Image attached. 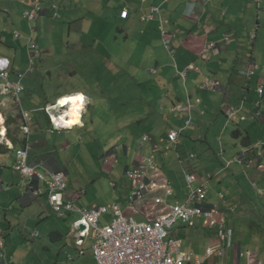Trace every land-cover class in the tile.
Instances as JSON below:
<instances>
[{"label": "crops", "instance_id": "obj_1", "mask_svg": "<svg viewBox=\"0 0 264 264\" xmlns=\"http://www.w3.org/2000/svg\"><path fill=\"white\" fill-rule=\"evenodd\" d=\"M58 1L60 3L55 0H41L45 11L40 15V20L46 23V17L49 18L52 14L55 18L52 10V5L55 3L59 4L57 11L60 17L57 18L62 19L65 15L69 19H75L74 21L81 19L79 28H76L75 38L78 43L82 42L80 46L76 43L78 51H84L87 43V38L82 36L85 34L83 30L95 26V36L90 37L99 45L98 51L103 56L113 57L107 49L102 48L107 43L109 35L114 34L116 26L123 32L125 46L130 56L134 52L131 49L134 48L135 42L142 45L146 52L145 58L142 61L139 59L135 66L131 65L134 57L129 56V60L124 59L121 67L126 69L132 67L130 70L127 69L131 78L136 84H145L146 90H150L151 87L155 89L151 96L157 98L159 102L155 101L154 109L151 108L150 102H147L143 108L137 109L132 118L135 123L131 126L135 124L138 126L132 130L131 135L120 136L126 153H128L129 145L134 141L135 143L141 141V148H144L149 141L147 149L150 153L147 157L138 154L133 165L121 171L117 168L118 163L121 162L118 150L110 154H107L109 148L103 150L101 154L91 152L98 141V125L96 124L98 113L95 107L99 99L106 98L103 92L99 94L96 91L97 95L94 97L87 88H79L74 91L78 93L66 95L67 97H84V118L78 126L62 130H54L50 119L46 122L40 113L35 112L37 109L42 110L53 106L59 99L58 96L55 102H51L47 96H44L43 106H36L31 110L24 109L33 116L30 125L32 129L30 163L44 162L52 169L65 171L68 179L66 198L80 208L119 204L126 215L140 221L151 219L154 215L150 209L154 201L156 202V198L164 200L162 203L164 210L170 204L186 201L189 194L187 173L195 174L198 183L209 181L207 202L213 204L209 199L211 180L217 179V183H222L226 170L231 166H236L235 170L239 172L248 160L246 153L255 157L254 144L264 145V137L261 134H255L256 132L264 133V95L261 96L258 91L260 85L264 84V0ZM78 4L83 6L82 11L75 9ZM153 6L160 7V14L153 20H142L143 16L151 14ZM33 7L34 0H0V55L10 59L12 63L10 79L13 81L19 79V73L14 74L18 57L27 62L26 55L32 52L28 46L30 37L39 44L36 39V30L32 27L33 22L25 17V12ZM125 9L128 10V16L123 18L121 14ZM4 13L7 16H4ZM160 17L165 21L163 26L172 41L170 48L166 47L160 30ZM45 29V35L51 37L53 32L48 34V29ZM254 31H256L255 36L252 35ZM16 32L19 36L15 35ZM120 37L116 36L112 41L120 44L123 40V37ZM47 39L50 46L54 47V40ZM2 44L5 45L4 49ZM212 44L216 46L212 47ZM41 47L43 52H51V48H47L46 45L41 44ZM160 50H164V53L161 54ZM153 59H156L157 66L151 64ZM117 64L120 66L119 62ZM138 65L147 69L139 70ZM148 66H150L149 69ZM151 75L160 76L153 81ZM23 79L25 80L26 77L22 78V85ZM209 81L212 86L206 85ZM150 82H152L151 86H149ZM0 88L2 92L0 114L4 119L1 125L7 129V132L0 133V143L3 145L0 147V209L3 210V212L0 211V240L4 242V247H0V264H31L30 259L34 260L33 264H58L62 255L65 258V264H96L92 251L93 239L86 237L84 245L77 244L79 236L75 223L81 215L67 212L64 216H58L49 202L48 194L33 195L32 190L29 189L30 179L25 180L24 184V179L14 169L17 150L25 144L23 119L20 105L12 95L7 94L1 79ZM225 102H228L226 103L228 106L224 108ZM157 105L159 107H156ZM82 108L83 102L79 111ZM79 111L76 114V123H79L77 117ZM166 111L171 112L170 116H178L180 122L183 123L184 120L185 123L181 127L182 132L178 133L174 128L169 131V134L177 133L176 142H171L169 135L164 133L159 138L166 145V150L174 147L177 149L179 154L176 156L160 151L157 136L151 134L159 131L160 127L165 128ZM223 112V118L227 115L230 122L237 125L235 132H238V138L244 136L245 140H242L241 151L237 156L228 158L230 153L227 154L223 146L222 152H217L216 161L211 152L212 146H209L207 141L208 137L203 140L201 138H203L202 133L210 129L212 117ZM141 117H143L141 119L143 123L140 120ZM249 120V125H246L245 122ZM230 125L229 123L225 130ZM242 125H245L246 136L240 130ZM185 132H187L186 138L191 134V140L208 143V151L203 157H196L193 152L183 153L180 146ZM188 133L190 134L187 135ZM254 135L255 138L252 139ZM194 136L197 138L194 139ZM234 141L230 143L239 142V140ZM189 153L194 156H190ZM259 153L260 151L257 152V156ZM81 155L86 159L89 156L93 162L91 168L94 169L91 174L86 167L84 172L73 173L71 179L80 181V184L71 186L68 175H71V170L77 167L73 161ZM241 156L246 160H243ZM107 157L109 162L105 161ZM151 157L157 164L150 173L156 182V187L144 199L132 201L134 187L127 170L133 169ZM257 159L251 167L254 170L251 180L254 183L257 182L255 185L259 193L256 192L254 195L245 193L242 188L230 195H225L221 190L218 193L220 197L224 194L220 203L221 209L213 222L203 216L196 218L194 225L182 221L176 223L172 237L182 240V249L187 257L186 264H244V258L245 264H264V194L260 193V190L264 189V166L261 165L262 156ZM162 160L165 162L164 165ZM39 170L44 171L42 168ZM84 179L94 182L91 186L94 188L91 196V190L89 191V186L85 187ZM43 185L44 183H40V186ZM167 185H170L173 190L170 194L167 193ZM228 214L232 216V219H226ZM55 216L63 220L64 224L60 225L57 221L49 220L50 217ZM75 216L77 218L72 221ZM114 217V213L109 211L103 214L101 223L110 224ZM245 224L251 228L250 232L243 231ZM188 226H195V231L211 239L204 257L199 254L198 248L184 247L183 237L186 235ZM219 229L232 230L231 243H229L228 235L225 239L219 235ZM47 234H54L60 239L65 238L64 249L66 250L65 253H63L64 249L59 250L57 254L59 258L54 257L50 252V247L47 246L49 243ZM210 248L212 253L208 252ZM74 249L78 251L79 256L73 255ZM34 250H38L40 256L37 252L35 253L37 256L32 254ZM82 250L85 252L81 253Z\"/></svg>", "mask_w": 264, "mask_h": 264}, {"label": "rangeland", "instance_id": "obj_2", "mask_svg": "<svg viewBox=\"0 0 264 264\" xmlns=\"http://www.w3.org/2000/svg\"><path fill=\"white\" fill-rule=\"evenodd\" d=\"M55 1L60 3L58 0ZM58 3L55 4L59 7ZM75 9L77 11H82L83 6L78 4L77 8L75 7ZM4 16L7 15L4 13ZM57 17H60V15ZM57 17L55 16L54 18L52 14V16H50L49 18L46 17L47 20L45 23L44 20H40L41 17L39 15L37 19L32 23V27H34L36 30V39L38 40L40 45H46L48 48L50 46V42L47 38H52V40H54L55 46L49 47L51 48V52L48 51V53H46V51H44L42 58L38 57L37 59H34V61L32 52L26 55L27 62L23 61L21 57H18L17 59L14 74L16 72H25L24 76L26 77L25 80L23 79L24 90L21 94L22 106L26 110H31L36 106L41 107L45 104L43 98L44 96H47L51 102H55L58 96L66 93H73L79 88H87V90L94 97L97 95V92L99 94L100 92H103L106 98L104 100L99 99L98 105L97 107H95L98 113V122L96 123L98 125V141L95 144L96 147L92 149L91 152H98V154H101L103 150L109 148L107 154H110L112 151L117 152L118 150L121 157V162L118 163L117 168H119L121 171H125V168L127 166L133 165L134 159L138 154L142 155L143 157H147L150 154L147 149L149 141L146 142L147 144L144 148L140 147L141 141H137L136 143L134 141L131 145H129L128 153H126V150L123 146V140L120 136L128 134L131 135L133 132L132 130H134L135 127L138 126L137 124L131 126L135 123L132 121V118L136 114L137 109L146 106L147 102H150L151 108L154 109L155 101H157V103L159 102L157 98L151 96L152 93H154L153 90L155 89L151 87L150 90H146L144 88L146 87L145 84H136L127 71V69L130 70L132 67H129L127 69L121 67L124 59H128L130 55L127 52V46H125L126 44L123 32L118 29V26L114 28V34L109 35L107 43L102 48L103 50L107 49L113 57L106 55L103 56V54L98 51L99 45L94 43V41H92L91 39V37L95 36L94 34L96 26L91 29L85 28L83 30L85 34H83L82 36H84V38H87V43L85 45L84 51H78L76 43L78 44V46H80L82 42L78 43V41L75 40L76 28H79L78 24H80L82 20L80 19L78 21H74L75 19H69L65 15L64 17H62V19ZM45 28L48 29V34L51 33V31L53 32L51 37L49 35H45ZM116 36H118L119 38H121L120 36L123 37V40L120 42V44H116L115 41H112V39L115 40L114 37ZM133 46L134 48L131 50L134 52L131 53L130 57H134V62L132 61L131 65L136 66L137 62H139V59H141L142 61L143 58H145L146 52H144V47L136 42L133 44ZM4 48L5 45L2 44V49ZM160 51H162L160 52L161 54L164 53V50ZM168 53L170 54V52ZM154 58L157 59V56L154 55ZM156 59H153V61H151V64H153V66H157ZM117 62H119L120 66L117 64ZM149 67L150 66H148V69ZM137 68L139 70L147 69L145 67H140L139 65L137 66ZM151 76L152 80L156 81V79L160 75ZM150 83L151 84L149 86L152 85V82ZM223 96L224 93L221 95V106L223 104ZM226 103L228 102H225L224 108L228 106V104L226 105ZM221 106L219 108H221ZM156 107H159V105H157ZM170 113L171 112L166 111L167 118L165 120V128L160 127L159 131L152 132L151 134L157 136V141L160 144V151L176 156L179 154L177 149L174 147L172 149L168 148L169 150H166V145H164L159 139L163 133L168 136L169 131L172 128L177 130L178 133L182 132L181 127L185 124L184 120L181 119L183 120V123H181L178 116H170ZM223 117L224 112L223 114L213 116L211 119L212 125L210 129L206 132H203V138H201L203 140L208 137L207 141L209 143V146H212L211 152L216 161L217 152H222V149L224 147L227 154L230 153L228 158H234L235 155L237 156L241 151V142L242 140H245L244 136L238 138V132H235L237 125H233V123L230 122L229 116L225 115V118ZM102 118L104 119L103 121ZM142 118L143 117H141L140 120ZM229 123L231 125L227 130H225ZM249 123L250 120L248 122H245L246 125H249ZM240 130L244 135L246 134L245 125H242ZM186 133L187 132L183 134V143L180 146L183 153H186V151H188L196 154V157H203L208 151V143L206 141L197 142L196 140H191L190 133L187 134H190V136L186 138ZM87 134L88 138L90 139L91 137L89 136V133ZM255 134H261V136L264 137V133L256 132ZM253 137L255 138V135L252 136V139ZM193 138L196 139L197 137L194 136ZM234 140H239V142L237 144H231L230 142L234 143ZM253 148L256 151L255 157L245 152L248 160L254 163L255 160H258L257 157L259 158L262 156L261 165L264 166V145L262 143H256L254 144ZM258 151H260V153L257 156ZM164 163L165 162L162 160V165H164ZM178 163L179 162L177 161V166ZM73 164L77 167L71 170V175H68L70 176L71 186L72 184H80V181L71 179L73 173L84 172V168L86 167L89 171V174H91L92 170L94 169L91 168L93 162L89 159V156L86 159L83 155H81V157H77L76 160L73 161ZM235 167L236 166H231L226 170L225 179L222 183H217V179L211 180V190L209 195V197H211L209 199L213 204H217L220 206L224 194L230 195L232 192H236L235 190H242V188L244 189L245 193H250L253 195L256 192L259 193L258 188L255 185V183L257 182L254 183L251 180V175L254 173V170L251 169L252 166L248 165V162L245 161L243 169L241 168L239 172L235 170ZM84 182L86 188L89 186L88 188L89 191L91 190V196L94 192V188H91L94 182L88 179H84ZM19 187H21L20 183ZM221 190L224 194H222L220 197L218 193ZM153 204L150 209L152 212L154 211L155 213L159 214L164 211L162 204H157L155 201ZM1 206H3V203H1ZM0 211L3 212L2 209H0ZM76 218L77 216L73 217L72 221H74ZM230 218L232 219V216L228 214L226 216V219ZM49 220L57 221V223L60 225L64 224L63 220L57 218L56 216L54 218L50 217ZM195 228V226L187 227L186 235L183 237L184 247L189 249L198 248L199 254L204 257L206 247L208 244H210L211 239L207 235H202L199 232L195 231ZM250 229L251 228L247 227L246 224L243 226L244 232L245 230H248L250 232ZM46 233L47 232H45V234ZM47 236L49 239V243L47 244V246L50 247L49 250L53 254V256L57 257L59 250H63L66 247L65 238L60 239L54 234H47ZM247 236L248 235L246 234V237ZM37 239L41 240L42 238ZM65 250L66 249L63 250V253H65ZM34 251L35 252H33L32 254H34L35 256H40V252L38 250ZM36 252L37 255L35 254ZM72 253L74 256H79L78 251L75 249L72 250ZM62 256H60L58 264H65V258ZM29 261L31 264H33L34 262L33 259H30ZM245 262L246 259L244 258V264Z\"/></svg>", "mask_w": 264, "mask_h": 264}, {"label": "built area", "instance_id": "obj_3", "mask_svg": "<svg viewBox=\"0 0 264 264\" xmlns=\"http://www.w3.org/2000/svg\"><path fill=\"white\" fill-rule=\"evenodd\" d=\"M58 6L52 5L54 16H59ZM41 0H34V7L25 12V17L33 22L39 15L44 13ZM151 14L143 16L142 20H153L156 15L160 14L159 6H153ZM124 17H127L128 11L122 12ZM160 30L164 38L167 48L171 47L172 41L168 35L167 30L164 28L165 21L162 17ZM255 36V31L252 33ZM19 36V33H15ZM30 50L33 52V61L41 55L40 45L30 37L29 44ZM216 46L212 44V47ZM34 50V51H33ZM6 59L8 61L6 66H0V79L3 80L7 94L12 95L13 99L20 105V113L23 119V130L25 133V144L22 148L17 150V161L14 169L25 180L30 179L29 189L32 194L37 196L41 194H48L49 202L54 210L57 211L58 216H64L67 212L79 213L80 219L75 223L76 228L81 224H85L86 228L78 231L77 244L84 245L86 237L93 239L92 251L96 264H186V252L182 249V240L172 235L175 231L176 223L182 221L190 225H194V221L198 217H205L208 221H214L220 211L219 205L209 204L207 202V195L209 193V181H201L198 183V178L195 174L187 173L186 179L188 183L189 194L186 201L183 203H174L166 207L161 213L152 212L154 217L144 221H140L133 216L126 215L119 204L112 206H94L90 208H80L73 204L72 200L66 198V191L68 187V179L65 171L55 170L46 166L44 162L37 164L30 163V149H31V121L33 116L22 108L21 94L24 90L21 80L24 77L19 73V79L13 81L10 79V71L12 63L6 56L0 55V60ZM250 75V74H249ZM207 84H211L210 81ZM212 86V84H211ZM261 96L264 95V84L260 85L258 89ZM0 88V96H1ZM9 95V96H10ZM8 96V98H9ZM59 102V101H58ZM60 103V102H59ZM69 103L62 105L59 109L60 112L51 114L53 120V129L61 130L75 127L66 126L70 119L68 109ZM54 107L49 106L46 108L48 112ZM258 114L261 115L260 111ZM82 115L80 113V122ZM63 121V123H60ZM4 127L3 125H1ZM5 128V127H4ZM6 129V128H5ZM7 132V129H6ZM171 142L177 141V133L171 132L169 134ZM190 156H194L190 154ZM109 157V156H108ZM105 161L109 162V158ZM243 160H246L241 156ZM248 165H254L250 160H246ZM157 167L154 158H147L144 162L133 169H128L127 174L132 179L134 190L131 195L132 201L144 199L148 193H151L155 187L156 182L150 174L153 169ZM39 168L44 171L41 172ZM29 181V180H28ZM40 183H44L40 186ZM113 185V184H112ZM167 193L173 192L170 185L166 187ZM264 194V189L260 190ZM164 202L161 198H156L157 204ZM112 211L115 215L110 224L103 225L101 218L103 214ZM219 235L224 239L229 236V243L232 240V230L226 231L219 229ZM37 235L39 234L36 233ZM0 246L4 247V242L0 240ZM85 251L82 250L81 253ZM212 253V248L208 250Z\"/></svg>", "mask_w": 264, "mask_h": 264}, {"label": "bare ground", "instance_id": "obj_4", "mask_svg": "<svg viewBox=\"0 0 264 264\" xmlns=\"http://www.w3.org/2000/svg\"><path fill=\"white\" fill-rule=\"evenodd\" d=\"M68 98H71V97H63V98H61L59 100V102L61 103L62 100L68 99ZM69 103H72V104L70 105V108L68 109V114H70V119L68 120V123H66V126L67 125L68 126H72L73 124H76V121H75L76 120V114L78 113L79 109L81 108V102H79V101L73 103V102H71V100H69V102L67 104H69ZM67 104H62V105H67ZM84 106H85V104H84V100H83V108H84ZM74 110H75V114H74ZM80 112L81 111H79V115H77V117L79 118V122H80ZM3 121H4V119H3L2 115L0 114V131L2 133H5L4 132L5 131L4 130L5 128H2L1 127V123ZM60 123H63V121H60Z\"/></svg>", "mask_w": 264, "mask_h": 264}, {"label": "clouds", "instance_id": "obj_5", "mask_svg": "<svg viewBox=\"0 0 264 264\" xmlns=\"http://www.w3.org/2000/svg\"><path fill=\"white\" fill-rule=\"evenodd\" d=\"M58 10V9H57ZM125 10H127V9H125ZM128 11V10H127ZM122 15V14H121ZM128 16V15H127ZM122 17L123 18H126V17H124L123 15H122ZM253 35V34H252ZM255 35H256V31H255ZM7 63H8V61L6 60V59H4V60H0V66H6L7 65ZM75 93H78V92H75ZM72 94H74V93H72ZM66 95H71V94H66ZM66 95H64V96H62V97H67ZM62 97H60L57 101H56V103L53 105V109H52V111L50 110V112H48L47 110V112L49 113V116H50V118H51V114L50 113H54V112H56V113H58V112H60L61 110L58 108V105L60 104L58 101L62 98ZM49 107V106H48ZM47 108V107H46ZM45 108V109H46ZM83 110H84V108L81 110V115H82V120H83V118H84V115H83ZM82 120H81V122H82ZM51 122H52V125L54 124L53 123V120H52V118H51ZM81 122H79V123H77L76 124V126H78V124H80ZM75 126V127H76ZM2 127V126H1ZM2 128H4V127H2ZM73 128V127H72ZM69 129V128H68ZM62 130V129H61ZM5 132H6V129H5ZM0 133H2L1 131H0ZM1 247V246H0Z\"/></svg>", "mask_w": 264, "mask_h": 264}, {"label": "trees", "instance_id": "obj_6", "mask_svg": "<svg viewBox=\"0 0 264 264\" xmlns=\"http://www.w3.org/2000/svg\"><path fill=\"white\" fill-rule=\"evenodd\" d=\"M41 49V55H40V57L42 58V56H43V54H42V52H43V49H42V47L40 48ZM73 93H75V92H73ZM67 94H72V93H67ZM64 95H66V94H64ZM64 95H61V96H59L58 98H60V97H62V96H64ZM36 113H40L44 118H45V120H46V122H47V120H51V118H50V116H49V113L46 111V109H42V110H36L35 111ZM3 145L0 143V147H2ZM250 166H252V165H250Z\"/></svg>", "mask_w": 264, "mask_h": 264}, {"label": "snow or ice", "instance_id": "obj_7", "mask_svg": "<svg viewBox=\"0 0 264 264\" xmlns=\"http://www.w3.org/2000/svg\"><path fill=\"white\" fill-rule=\"evenodd\" d=\"M69 100H71V102L75 103L77 101L79 102H83L84 100V97L83 96H76V97H71V98H68V99H65V100H62L61 103L62 104H67L69 102ZM74 114H75V110H74ZM71 123V122H70Z\"/></svg>", "mask_w": 264, "mask_h": 264}, {"label": "water", "instance_id": "obj_8", "mask_svg": "<svg viewBox=\"0 0 264 264\" xmlns=\"http://www.w3.org/2000/svg\"><path fill=\"white\" fill-rule=\"evenodd\" d=\"M60 107H62V104L61 103L58 105V108H60ZM85 228H86V225L85 224H81L80 227L78 228V231L83 230Z\"/></svg>", "mask_w": 264, "mask_h": 264}]
</instances>
